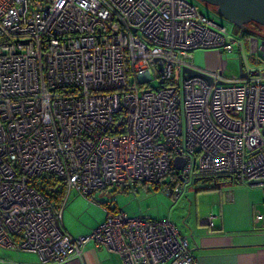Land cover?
<instances>
[{"label":"built area","instance_id":"obj_1","mask_svg":"<svg viewBox=\"0 0 264 264\" xmlns=\"http://www.w3.org/2000/svg\"><path fill=\"white\" fill-rule=\"evenodd\" d=\"M229 37L188 0H0V248L39 264L82 260L90 244L123 264H197L170 219L104 209L76 237L64 210L72 192L137 194L168 176L175 204L204 178L264 193L263 72L238 83L194 64L198 50L241 45Z\"/></svg>","mask_w":264,"mask_h":264},{"label":"crops","instance_id":"obj_2","mask_svg":"<svg viewBox=\"0 0 264 264\" xmlns=\"http://www.w3.org/2000/svg\"><path fill=\"white\" fill-rule=\"evenodd\" d=\"M198 51L194 53V64H196L195 54ZM207 57L206 54L205 58ZM202 62L208 70L217 68L208 64L206 59ZM201 181L207 180L196 179L186 196L208 192L207 195L212 196V205L208 210L202 209L198 203L199 196H197V222L194 223L193 220H190V224L180 231L189 237L190 247L197 264H264V224L255 221L256 215H264L262 189L244 184H231L226 178L216 179L214 180L215 184L211 182V187L205 188ZM128 191L125 187L113 186L105 192H97L92 196L108 195V197L114 198L117 193ZM215 198L217 200L214 202ZM115 202L113 200V204H107L111 210L120 209ZM122 209L131 215L140 214L130 212L125 208ZM208 218L213 219L212 228L200 223ZM103 222L104 219L80 234L91 233ZM64 225L71 235L81 236L77 235L78 232L73 227L67 228L65 222ZM83 232L86 234H82ZM0 258L6 260L5 263L0 262V264H39L38 257L33 254L2 248H0ZM66 264H123V262L119 255L90 244L86 247L82 260H73Z\"/></svg>","mask_w":264,"mask_h":264},{"label":"rangeland","instance_id":"obj_3","mask_svg":"<svg viewBox=\"0 0 264 264\" xmlns=\"http://www.w3.org/2000/svg\"><path fill=\"white\" fill-rule=\"evenodd\" d=\"M192 3H196L199 6V10L202 14L213 20L214 22L224 25L228 28L230 39L239 41V44L235 45L233 52H223L217 50H201L195 54V67L201 71L213 73L219 71L224 78L235 79L241 83V69L246 74L250 70L263 72L264 75V59L261 53L252 56L250 41L246 37L241 36L238 29L231 23L223 20L217 13V8L208 4L202 3L198 0H188ZM247 28L251 37L257 38L260 44L264 43V28L258 26H248ZM201 52V55H199ZM206 54L208 55L207 58ZM207 60L208 64L213 65L214 70H208L207 66L202 61ZM160 83L155 82V88L159 87ZM171 176L166 177L160 182V188L155 189L154 186H143L138 189V194L133 192L117 193L116 197H108L104 195H94L91 197V201L78 196L73 192L69 196V201L66 209L64 210V222L66 227H73L77 230L78 234L87 228H91L95 223L106 220V213L103 207L107 204H113V200L116 201V205L122 209L133 212L141 213L143 215L151 216L158 219H170L175 223L178 229L181 231L183 227H187L190 224V220L194 223L197 222V199L199 206L208 210L212 205V196H209L208 192L198 193L197 195L184 196L180 202L174 203V201L167 195L166 190L173 187ZM207 180L202 182L205 188L211 187V184L216 181L214 179H201ZM212 182V183H211ZM217 199H214V202ZM82 234H86L83 232ZM82 236V235H81ZM79 237V236H78ZM25 254V253H24Z\"/></svg>","mask_w":264,"mask_h":264},{"label":"water","instance_id":"obj_4","mask_svg":"<svg viewBox=\"0 0 264 264\" xmlns=\"http://www.w3.org/2000/svg\"><path fill=\"white\" fill-rule=\"evenodd\" d=\"M202 3L217 8L218 15L225 21L231 23L241 32H245L251 23L264 27V0H198ZM188 77L203 76L198 71L185 69ZM246 74L241 69V77ZM210 80V78H208ZM175 167L181 170L185 161L182 158L175 159Z\"/></svg>","mask_w":264,"mask_h":264},{"label":"trees","instance_id":"obj_5","mask_svg":"<svg viewBox=\"0 0 264 264\" xmlns=\"http://www.w3.org/2000/svg\"><path fill=\"white\" fill-rule=\"evenodd\" d=\"M258 26V27H261V28H264V27H262V26H260V25H258V24H255V23H251V24H249L248 26ZM247 28H249V27H247ZM238 29V28H237ZM246 30H248V29H246ZM238 31H239V33L241 34V36H244V37H251V33H249L248 31H245V32H241L239 29H238ZM173 179H171V181L173 182V184L172 185H174L177 181H178V176H173L172 177ZM155 188L156 189H159L160 188V183H158L156 186H155ZM66 192H62L56 199H55V201H56V204L57 205H62L63 203H64V201H65V199H66ZM103 207H104V209H107L108 211H111V212H116L117 210L115 209H113V210H111V207L109 206V205H103ZM119 210V209H118Z\"/></svg>","mask_w":264,"mask_h":264}]
</instances>
